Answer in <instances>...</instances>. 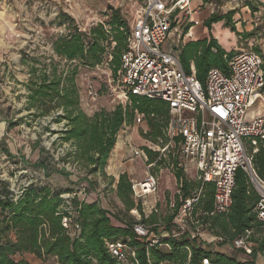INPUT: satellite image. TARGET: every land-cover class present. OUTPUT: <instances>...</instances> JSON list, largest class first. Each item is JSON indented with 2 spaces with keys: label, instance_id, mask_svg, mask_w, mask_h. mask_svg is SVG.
I'll use <instances>...</instances> for the list:
<instances>
[{
  "label": "trees",
  "instance_id": "obj_1",
  "mask_svg": "<svg viewBox=\"0 0 264 264\" xmlns=\"http://www.w3.org/2000/svg\"><path fill=\"white\" fill-rule=\"evenodd\" d=\"M232 15L233 12L214 15L204 23V27L210 30L213 23L222 21L225 28L247 41L253 32L239 34ZM50 24L64 27L66 32L51 43L52 54L57 60L51 57L45 64L37 58L28 59L32 66L25 84L24 111H33L30 114L32 118H44L60 111L53 122L62 124V129L55 132L57 138L51 146L67 148L57 165L71 164L83 170L84 179L102 176L107 181L108 191L114 193L121 207L116 214L101 208L96 202L87 203L77 198L83 187H73L80 180L76 183L69 181L72 185L66 188L30 183L19 196L13 194L7 181L0 180V264H30L25 255L40 264H119L107 248L108 244L117 241L134 251L137 264H202V260L208 264H255L257 255L264 261V222L257 219L255 207L258 196L248 177L242 170L235 172L231 205L226 213L215 214L213 185L198 179L188 180L180 167L179 140L168 144L165 129L169 116L163 102L128 95L127 102L116 105L112 111L100 110L87 116L80 109L79 89L75 82L80 68L92 70L105 62L111 79L115 81L117 78L121 55L127 49L129 37V28L120 12L112 11L106 22L87 32L80 31L72 18L61 13ZM254 52L260 54L256 48ZM234 54L222 49L210 35L207 39L181 46L177 58L185 74H191L193 66L194 76L203 86L210 69L227 73V64ZM37 65L43 68H37ZM262 69L264 72V58ZM137 115L142 116L146 124L148 132L144 137L151 145L165 152L169 148L177 151V157L166 166L171 168L177 194L163 215L156 210L144 215L141 201L133 198L127 174H121L116 183L104 174L119 132L131 128ZM29 123L23 117L12 118L6 120V130L28 126ZM43 130L53 134L48 126ZM33 145L39 153L36 167L46 174H64L63 177L69 179L70 175L64 172L63 167L60 170L55 168L52 154L41 146L39 138ZM142 151L146 166H151V169L158 163L159 155L146 147ZM0 153L11 158L3 146H0ZM246 153L255 173L264 180V141L257 142L255 148L247 146ZM88 184L92 186L94 182ZM194 199L188 209L186 231L172 238L176 231L174 219L184 203ZM63 218L68 220V230L61 225ZM137 225L143 226L151 236H137L133 231ZM200 232H206L215 239L216 247L229 250L226 253L210 250L199 239ZM246 232L249 233L250 254L233 247V242L243 238ZM153 240L155 244H152ZM130 261L134 264L133 260Z\"/></svg>",
  "mask_w": 264,
  "mask_h": 264
},
{
  "label": "built area",
  "instance_id": "obj_2",
  "mask_svg": "<svg viewBox=\"0 0 264 264\" xmlns=\"http://www.w3.org/2000/svg\"><path fill=\"white\" fill-rule=\"evenodd\" d=\"M191 1L142 0L129 26L127 49L120 59L121 68L113 80L120 89L117 99L125 104L128 95H133L163 102L169 116L165 129L168 144L179 140L183 162L195 168L198 180L213 185V212L223 214L228 211L234 174L242 170L258 196L257 219L264 222V180L255 173L246 153L247 146L255 148L257 142L264 141L263 58L252 50H241L229 60L226 74L216 68L210 69L203 86L196 80L193 70L191 74H185L176 54L164 46L172 29L181 31L187 24H197L189 9ZM257 1L264 5V0ZM177 38L180 40V32ZM87 95L95 99L96 90L89 88ZM255 105L260 107L254 118L246 121V111ZM143 123L142 116L137 115L134 125ZM132 151V157L136 158L143 152ZM156 189L157 181L151 174L131 186L135 200L154 194ZM194 201L187 200L174 219L176 231L172 238L186 231L188 209ZM61 225L68 230L66 218L62 219ZM133 231L142 238L151 236L141 225L135 226ZM248 236L246 232L243 238L233 242V247L250 254ZM151 242L156 243L155 240ZM107 248L119 264H131L130 259L137 264L134 251L125 243L113 242ZM202 264L208 263L202 260Z\"/></svg>",
  "mask_w": 264,
  "mask_h": 264
},
{
  "label": "rangeland",
  "instance_id": "obj_3",
  "mask_svg": "<svg viewBox=\"0 0 264 264\" xmlns=\"http://www.w3.org/2000/svg\"><path fill=\"white\" fill-rule=\"evenodd\" d=\"M213 3L216 9L214 12L215 16L226 15L227 13L225 14V12L234 9L235 15L232 21L235 22V28L239 34L253 32L252 38L244 41L241 38H235V33L229 32V29L224 28L222 23H213L211 25V36L214 39L217 38V43H220L218 36L223 40V35L229 32L230 35L226 37L228 39L224 46L225 50L233 49L238 52L240 49H244V51H254L256 48L264 58V32L261 29L263 25L262 17L248 15L247 11H244L242 8L241 0H213ZM141 4L142 0L0 1V118L9 120L23 117L30 121L28 126L21 125L10 130L11 135L6 145L11 158L0 153V180L9 183L10 189L15 196H19L30 183L39 182L56 188H66L72 185L69 181L76 183L77 180H80L73 187L74 189L83 187L81 188L82 191L77 194V198L84 201L87 198L94 199L91 194H87L88 191L95 189L99 192L103 189L108 194V197L103 199V196H101V203L106 200L109 205L108 208H110L109 210L116 214L119 213L121 206L116 203L115 200L117 199L112 196L110 190L108 191L107 187L104 186V184H107V181L102 176L95 175L84 179L83 170L74 168L71 164L57 165L59 158L67 148L62 145L51 146V143L57 138L55 132L62 129V124H54L53 122V119L57 115H60L61 112L56 111L44 118H32L30 114L33 111H24L26 107L25 84L28 82V71L32 66L28 60L29 58H37L39 61H44L45 64L49 63L48 59L51 57L57 60L52 54L51 43L55 42L56 37L64 34L66 30L64 27L53 26L50 22L59 13L72 18L75 24L79 25L80 31L87 32L90 28L106 22L111 12L117 10L127 22L129 28L135 17V12ZM198 13H201V10ZM196 18L199 19V16ZM203 28V25L195 28L194 33L199 31V36L205 35ZM170 43L174 44V42ZM104 63L92 70L80 68L76 77L75 82L79 89V107L87 116H91L100 110L112 111L116 105L121 104L119 102L121 99H117V96L120 94L119 86L113 83ZM37 68L43 67L37 65ZM89 88L96 90L97 97L95 99H91L87 95ZM259 107V105H255V107L253 106L248 109L245 120L251 121ZM144 125L146 126L145 122ZM47 126L53 134L43 130ZM133 130L132 137L129 132L130 130L123 133L122 131L119 132L117 137L120 142L124 137L128 136V142L133 147L129 150V156H126L124 159L125 166H127L130 173V182L131 184L138 182L139 176L145 177L147 174H151L156 178V192L144 197L140 201L145 216H148L155 210L158 211V214L163 215L166 213L168 204L172 203L177 191V184L171 168L166 167L171 164L172 159L177 157V151L169 148L165 152L160 147L153 146L149 142H142L147 140L144 134L148 131L143 134V130L139 126L134 127ZM37 138H39L41 146L52 154L55 168L60 170L63 167L64 172L70 175L69 179L64 178V174L60 175L54 172L46 174L42 169L36 167L39 153L33 144L37 141ZM145 146L150 147L153 152L159 155V159L157 158L156 161L158 163L151 169H148L146 166L147 163L144 161L145 156L143 152L142 155L140 154V157H132V150L141 151L140 149ZM180 162V167L183 168L185 177L188 180L194 181V171L185 166L186 164L182 158H180ZM89 182L92 184L94 182V184L90 186ZM98 185L101 187L96 189ZM131 214L134 217L136 216L134 212ZM135 218L137 219L138 217L136 216ZM200 235L201 241L208 248L216 247V243L210 235L206 232H200ZM24 258L30 264H40L29 255H25ZM45 264H50V262Z\"/></svg>",
  "mask_w": 264,
  "mask_h": 264
},
{
  "label": "crops",
  "instance_id": "obj_4",
  "mask_svg": "<svg viewBox=\"0 0 264 264\" xmlns=\"http://www.w3.org/2000/svg\"><path fill=\"white\" fill-rule=\"evenodd\" d=\"M241 1H242V8H243L244 11H247L248 15H251L253 17H258V16L262 17L263 25L261 26V29L263 31V27H264V5L260 4L257 0H241ZM189 9L192 12V20L197 22L198 25L197 24L196 25L187 24L186 26H184V28H182L181 31L178 30L177 28L172 29L171 36L169 37V40L167 41V43L164 46V49L173 51L176 54V56H177L178 49L181 46H183L184 44L189 43V42L201 41V40L207 39L211 35V27H210V30H207L204 27V23L210 17L214 16V14H215L214 12H215L216 9H215V5L213 3V0H192L190 2ZM199 10H201V13H198ZM229 12H233V15H232V19H233V16L235 15L234 9L228 10L227 12H225V14L229 13ZM198 16H199V19L196 18ZM232 22L234 23V27H235V22L234 21H232ZM217 23H222L223 27H224V23L222 21L221 22H217ZM76 25L79 27L78 24H76ZM202 25L204 27L203 29L205 31V35H203V36L200 35L199 36V33H198L199 31L194 33V30H195V28H197V27L199 28ZM172 27H175V26H172ZM235 30H236V28H235ZM179 32L181 34L180 40H178V38H177ZM229 32H231V31L229 30ZM229 32L226 35L225 34L224 35L227 37L228 35H230ZM225 36H224L223 40H221L220 37L218 36V40L219 39L221 40V41H219L220 43L218 45L224 50H225L224 46L226 45V42H227ZM234 37L236 38L237 36L234 35ZM238 38H240V37H238ZM215 40H217V38ZM222 41H223V43H225L224 45L222 44ZM170 42H174V44L173 43L171 44ZM241 50L242 49H240L239 51H241ZM225 51L226 52H230V51H235V50L230 49V50H225ZM238 52L235 51V53H238ZM192 70L194 72L193 66H191V71ZM136 126L137 125L133 124V126L131 128H125L124 130H122V133L124 131L128 132L130 130L129 132H130V135H131L132 132L134 131L133 128L136 127ZM139 127H140L141 130H143V134H144V132L148 131L147 127L144 125V123L142 125H140ZM10 135H11L10 134V130L9 131L6 130V120H3L2 118H0V146H3L8 151L9 154H10V152H9V150L7 148L6 143L9 141ZM131 137H132V135H131ZM128 139H129L128 136L124 137L120 142H119V139H117L116 144L114 146V149L110 153V157H109V159L107 161V165H106V167L104 169L105 176L107 178L112 179L114 181V183L117 182V179H118V177L121 174L125 173V174H127L128 177H130V173L128 171L127 166H125V162H124L125 157L129 156V150H131L133 148L132 146H130V144L128 142ZM142 142L146 143L148 141L144 140ZM145 147L150 149V147H148V146H145ZM142 148L140 150H142ZM144 161H145V159H144ZM185 166H188L190 170L194 171V180H197L198 178H197V172H196L195 168L193 166L187 165V164ZM143 178L144 177L139 176V181L135 182V183L141 182L143 180ZM104 186H106V184H104ZM99 187H101V186L98 185L96 189H98ZM113 189H114V187L112 186L111 190H113ZM87 194H91L92 197H94V199L87 198L85 200V202H87V203L96 202L101 208L110 211L109 210L110 208H108L109 205H108L106 200H104L105 203H103L104 201L101 203V196H103V199L108 197L107 196L108 194L106 192H104L103 189H102V191H99V192H98V190L92 189V190L88 191ZM111 194H112V196L115 197L113 192H111ZM176 194H177V191H176ZM85 196H89V195H85ZM115 201H116V203L119 204V202L117 200H115ZM198 236H199V239L201 240V238H200L201 235L199 234ZM210 250H216V251H220V252L226 253L229 249L226 248V247H221V248L220 247H213ZM255 264H264L262 256L257 255V257L255 259Z\"/></svg>",
  "mask_w": 264,
  "mask_h": 264
},
{
  "label": "bare ground",
  "instance_id": "obj_5",
  "mask_svg": "<svg viewBox=\"0 0 264 264\" xmlns=\"http://www.w3.org/2000/svg\"><path fill=\"white\" fill-rule=\"evenodd\" d=\"M225 35H226V34H225ZM225 35H224V36H225ZM222 37H223V36H222ZM225 37H226V36H225ZM227 37H228V36H227ZM227 39H228V38H227ZM227 39H226V40H227ZM219 40H220V39H219ZM220 41H221V40H220ZM222 44L224 45L225 43H223V41H222Z\"/></svg>",
  "mask_w": 264,
  "mask_h": 264
}]
</instances>
